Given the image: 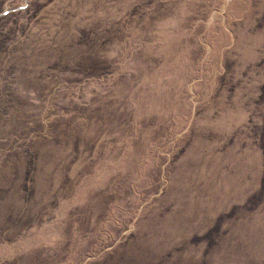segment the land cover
<instances>
[{"label":"rangeland","instance_id":"obj_1","mask_svg":"<svg viewBox=\"0 0 264 264\" xmlns=\"http://www.w3.org/2000/svg\"><path fill=\"white\" fill-rule=\"evenodd\" d=\"M0 264H264V0H0Z\"/></svg>","mask_w":264,"mask_h":264}]
</instances>
